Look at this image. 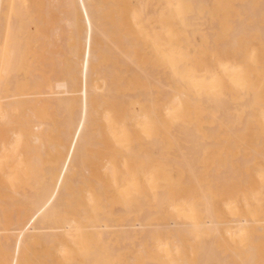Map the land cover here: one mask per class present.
<instances>
[{
    "label": "bare ground",
    "instance_id": "6f19581e",
    "mask_svg": "<svg viewBox=\"0 0 264 264\" xmlns=\"http://www.w3.org/2000/svg\"><path fill=\"white\" fill-rule=\"evenodd\" d=\"M0 264H264V0H0Z\"/></svg>",
    "mask_w": 264,
    "mask_h": 264
},
{
    "label": "rangeland",
    "instance_id": "374dc122",
    "mask_svg": "<svg viewBox=\"0 0 264 264\" xmlns=\"http://www.w3.org/2000/svg\"><path fill=\"white\" fill-rule=\"evenodd\" d=\"M225 145H226V143H225ZM218 146H223V143L220 142V143L218 144ZM211 156H215V157H217L218 155H217V154H212ZM219 156H221V155H219ZM219 156H218V157H219Z\"/></svg>",
    "mask_w": 264,
    "mask_h": 264
}]
</instances>
